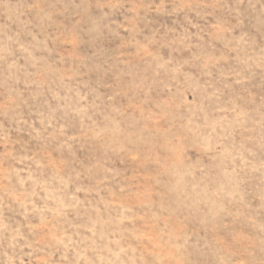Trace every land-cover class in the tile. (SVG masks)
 <instances>
[{"label":"rangeland","instance_id":"rangeland-1","mask_svg":"<svg viewBox=\"0 0 264 264\" xmlns=\"http://www.w3.org/2000/svg\"><path fill=\"white\" fill-rule=\"evenodd\" d=\"M0 264H264V0H0Z\"/></svg>","mask_w":264,"mask_h":264}]
</instances>
